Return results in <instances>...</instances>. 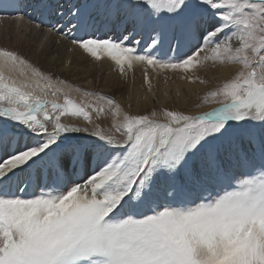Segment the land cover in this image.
<instances>
[{
  "label": "snow or ice",
  "instance_id": "1",
  "mask_svg": "<svg viewBox=\"0 0 264 264\" xmlns=\"http://www.w3.org/2000/svg\"><path fill=\"white\" fill-rule=\"evenodd\" d=\"M5 20L143 65L150 93L149 69L239 67L210 111L132 114L0 49V264H264V0H0Z\"/></svg>",
  "mask_w": 264,
  "mask_h": 264
},
{
  "label": "bare ground",
  "instance_id": "2",
  "mask_svg": "<svg viewBox=\"0 0 264 264\" xmlns=\"http://www.w3.org/2000/svg\"><path fill=\"white\" fill-rule=\"evenodd\" d=\"M31 33L35 35L32 36ZM56 41H59V37L52 36L49 37L47 41H44L43 35L37 33L27 20L22 24H17L10 20L0 22V49H13L21 52L42 70L51 72L54 76L66 80L75 88L76 85L72 80L70 81L66 74H59V70L66 68L67 65L68 71L70 72L75 71L81 66L86 67V58L89 56L86 54L83 55L79 50L70 51L71 45L67 41H60L59 43ZM42 42L44 43L43 48L41 47ZM108 59L109 58L106 57L100 60V67L105 75L101 88L92 89L91 84H86L84 82H82V85L89 91L93 90L94 92L110 96L113 99L119 98L117 102L121 104L125 111L132 114L137 112L142 113L146 109L150 110L153 107H158L159 103H163L167 107H173L175 106L173 102H176L180 107L184 108L190 100L189 97L195 98L196 95L202 97L206 92V89L201 87L200 84L191 87L192 83L186 82L183 92H181L178 99L174 88L168 86L166 89H163L161 87L162 83L160 82V76L148 70L149 79L153 85V91L150 93L144 82L143 65L135 64L133 69L129 70L127 78L124 79L115 68L114 62ZM61 64L66 67L60 68ZM236 68H238L237 65L225 67L221 70L220 74L212 79L213 82L226 79ZM91 76L92 74L90 77ZM165 92L171 97V101L165 97ZM121 95H123L124 98L120 100ZM145 97H147V99H145ZM71 98L76 102L86 99L83 97L82 92H73ZM60 102H63L62 98ZM205 111L210 110L205 109L200 112ZM110 122V119L101 121L102 126L105 128L110 126ZM237 175H240V173L238 172Z\"/></svg>",
  "mask_w": 264,
  "mask_h": 264
},
{
  "label": "rangeland",
  "instance_id": "3",
  "mask_svg": "<svg viewBox=\"0 0 264 264\" xmlns=\"http://www.w3.org/2000/svg\"><path fill=\"white\" fill-rule=\"evenodd\" d=\"M31 35L33 36L35 34L31 33ZM81 53L83 55H85L83 52H81ZM102 58L105 59L106 57L105 58L102 57ZM86 59H87V61H86L87 66L86 67L81 66V67H79L78 69H76L73 72L68 71V65L66 67V66L61 64L62 67L60 66V68H63V67H66V68L59 70V74H63V75L66 74L67 77L70 79V81L72 80V82L76 85V87H79V88H81L83 90L89 91L88 89L84 88V86L82 85L83 84L82 82H84L86 84H91L92 85V89L101 88V84L104 81L105 75H104V72H103L102 68L100 67V60L96 61L93 58H91L90 56L87 57ZM232 66L233 65H225V66H221V65H218V64L217 65H212V63L209 62L208 66L206 68L201 69L197 73L207 83L206 84H200L198 82L197 83H192L191 87L200 84V86L204 87L206 89V91H208L210 89H214L215 87L218 86L219 83L223 82L225 79L219 80L217 82H213L212 79L215 76H217L218 74H220L221 70L224 69L225 67H232ZM149 70L151 72L157 73L160 76V82L162 83L161 87L163 89L164 88L166 89L168 86H170V87L174 88L176 90V92H177V90H179L180 93L183 92L184 85L186 84V82L179 78V74L174 73L172 71L156 72V71H152L151 69H149ZM91 74H92V76L90 77ZM165 77H167V80L165 79ZM90 91H93V90H90ZM122 98H124L123 95L120 96V100ZM189 98H190V100L188 101V103L185 105L184 108L187 109V110H191L193 112H200V111L205 110V109L211 110L213 107L217 106L215 104L209 103V104H203L201 107L197 108V107H195L197 104H202L201 97L196 95L195 98H192V97H189ZM86 99H89V98H86ZM90 99H92V98H90ZM115 100L118 101L119 98L115 99ZM107 119L111 120V117L109 116ZM109 124H111V122Z\"/></svg>",
  "mask_w": 264,
  "mask_h": 264
}]
</instances>
